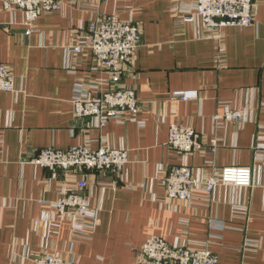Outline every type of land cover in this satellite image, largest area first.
Returning a JSON list of instances; mask_svg holds the SVG:
<instances>
[{
	"label": "crops",
	"instance_id": "0c3cea01",
	"mask_svg": "<svg viewBox=\"0 0 264 264\" xmlns=\"http://www.w3.org/2000/svg\"><path fill=\"white\" fill-rule=\"evenodd\" d=\"M3 1L0 64L12 71L16 91H0V264H33L38 253L66 264H143L137 251L151 236L206 245L221 264H264V0H256L250 25L210 34L196 15L182 21L177 6L192 0H59V10L39 15L29 35L22 12ZM98 15L140 28L142 44L121 78L145 103L136 121L99 126L95 118L74 117L76 84L90 69L88 58L68 47ZM178 90H194L197 98L172 100ZM230 109L245 120L216 126L214 116ZM173 123L192 128L205 147L185 157L172 149ZM74 145L125 148L128 156L121 177L84 172L89 206L97 210L87 239L75 238L69 220L51 207L83 173L30 162L43 148ZM184 161L204 176L250 166L252 185L219 186L192 201L169 198L160 176Z\"/></svg>",
	"mask_w": 264,
	"mask_h": 264
},
{
	"label": "built area",
	"instance_id": "2783aa9c",
	"mask_svg": "<svg viewBox=\"0 0 264 264\" xmlns=\"http://www.w3.org/2000/svg\"><path fill=\"white\" fill-rule=\"evenodd\" d=\"M101 0H97L99 2ZM256 0H192L188 7L179 8L181 19L192 22L194 15L201 21L208 34L226 26H247L253 22ZM8 10L22 12V25L26 35L36 31L35 21L41 14L59 10V0H4ZM86 34L68 49L85 56L89 61L90 75L86 81L76 84L72 99L75 118H95L99 126L107 120L117 122L136 121L145 106L137 98L135 90L121 85L131 55L142 44L140 28L130 20H121L115 15H98L85 27ZM75 68V67H72ZM0 91H16L15 80L10 68L0 64ZM197 98L194 90H178L172 93V100ZM244 113L226 110L214 116L216 126L224 121L243 122ZM168 144L184 157L193 150L205 147L199 135L190 127L173 123L169 126ZM217 139L209 142L215 150ZM128 161L125 148L100 146L92 149L87 145H74L67 149L46 147L41 149L30 162L51 170L83 173L75 189H64L51 207L59 218L69 220L70 230L75 238L87 239L96 224L97 210L89 206L85 189V170L108 172L121 177ZM202 174V173H201ZM250 166H224L212 168L204 175H197L187 164L173 165L160 176V185L169 198L192 201L197 193L209 194L219 186L249 187L252 185ZM52 222V220L50 221ZM138 261L143 264H221L216 254L206 245L169 243L161 237L147 238L137 251ZM33 264H66L57 254L42 253L31 256Z\"/></svg>",
	"mask_w": 264,
	"mask_h": 264
}]
</instances>
